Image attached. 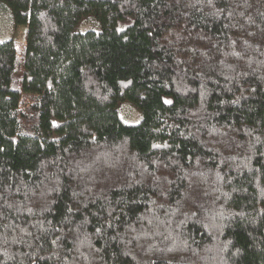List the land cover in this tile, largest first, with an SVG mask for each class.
<instances>
[{
  "label": "trees",
  "instance_id": "trees-1",
  "mask_svg": "<svg viewBox=\"0 0 264 264\" xmlns=\"http://www.w3.org/2000/svg\"><path fill=\"white\" fill-rule=\"evenodd\" d=\"M0 10V264H264V0Z\"/></svg>",
  "mask_w": 264,
  "mask_h": 264
},
{
  "label": "rangeland",
  "instance_id": "rangeland-1",
  "mask_svg": "<svg viewBox=\"0 0 264 264\" xmlns=\"http://www.w3.org/2000/svg\"><path fill=\"white\" fill-rule=\"evenodd\" d=\"M26 24L16 22L12 14L6 10H0V41L8 39L24 40ZM136 114L135 112H133Z\"/></svg>",
  "mask_w": 264,
  "mask_h": 264
}]
</instances>
